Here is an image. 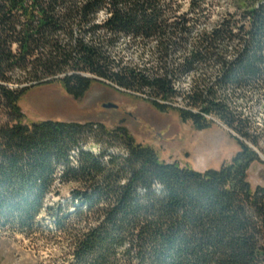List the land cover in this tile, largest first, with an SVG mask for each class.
<instances>
[{
  "label": "trees",
  "instance_id": "16d2710c",
  "mask_svg": "<svg viewBox=\"0 0 264 264\" xmlns=\"http://www.w3.org/2000/svg\"><path fill=\"white\" fill-rule=\"evenodd\" d=\"M178 1L0 0V229L16 221L33 232L44 212L70 264H264V185L247 180L253 163L264 164V128L251 134L231 94H219L264 90V0H191L189 12L204 17L194 35L196 20L177 16ZM121 35L144 50L154 42L155 66L117 58ZM16 71L25 86L12 87ZM93 81L147 94L196 129L217 119L242 136L241 150L198 171L165 162L123 124L25 122L19 101L30 86L58 82L75 99ZM177 97L182 107L156 101ZM89 137L105 147L84 149ZM114 142L123 154L108 151ZM58 175L71 196L46 206Z\"/></svg>",
  "mask_w": 264,
  "mask_h": 264
},
{
  "label": "rangeland",
  "instance_id": "374dc122",
  "mask_svg": "<svg viewBox=\"0 0 264 264\" xmlns=\"http://www.w3.org/2000/svg\"><path fill=\"white\" fill-rule=\"evenodd\" d=\"M190 2L191 0L176 2L179 6L177 16L187 15V18L192 21L196 20L197 24L191 34L194 35L196 31L201 30L204 17L196 12H189ZM105 19L106 16L101 14L97 23H102ZM212 19H216V16ZM181 36V34L177 35L178 38ZM129 38L121 35L116 57H121L123 61L131 64L155 66L157 63L156 46H153L155 43L153 42L149 45V49L144 50L137 46H130ZM182 51L183 48L176 55L179 56ZM20 75L19 71L14 72L13 88L22 87ZM192 77L189 73L178 76L177 89L181 92L188 90ZM219 94H231L232 104L238 106V109L248 116L251 134L264 128V90L251 87L225 91L219 89ZM244 98L245 100H242ZM181 99V97L173 99L174 105L182 107L184 103ZM106 103H113L116 107L105 108L103 105ZM19 106L27 123L47 119L81 123L94 121L102 123L109 129L123 124L137 143L154 147L165 162L177 161L181 166L188 165L198 171L219 169L230 163L241 150L239 142L243 139L217 119L206 128L196 129L193 121L182 120L176 109L161 111L148 99L147 94L126 92L106 82L93 81L85 95L75 99L67 94L58 82L33 85L22 95ZM89 139L84 149L98 153L100 148L105 147L98 139L94 137ZM259 148L264 149L263 142H260ZM107 149L109 152L115 151L121 154L124 152L119 142L108 145ZM257 151L264 161V152ZM247 180L252 188L264 185V164L253 163L248 171ZM55 183L60 186L59 195H48L46 206L54 203L63 205L71 196V186L66 184L62 186L59 183V175ZM35 223L36 230L33 232L22 229L16 221L0 229V264L71 263L73 257L69 247L59 245L56 235L44 230V227L53 225L52 218L42 212Z\"/></svg>",
  "mask_w": 264,
  "mask_h": 264
},
{
  "label": "built area",
  "instance_id": "2783aa9c",
  "mask_svg": "<svg viewBox=\"0 0 264 264\" xmlns=\"http://www.w3.org/2000/svg\"><path fill=\"white\" fill-rule=\"evenodd\" d=\"M108 83V82H107ZM114 88H117V89H119L117 86H115ZM122 89V88H121ZM122 90H124V89H122ZM126 92H129V91H126ZM132 93V92H131ZM135 93V92H134ZM140 93V92H139ZM148 99H150V97H148ZM150 101H152L151 99H150ZM156 101L158 102V103H160V104H165V105H167V104H173V106H176V105H174V103H173V101L172 102H170V101H164V100H162V99H159V98H156Z\"/></svg>",
  "mask_w": 264,
  "mask_h": 264
},
{
  "label": "water",
  "instance_id": "95a60500",
  "mask_svg": "<svg viewBox=\"0 0 264 264\" xmlns=\"http://www.w3.org/2000/svg\"><path fill=\"white\" fill-rule=\"evenodd\" d=\"M103 106H104L105 108H106V107H116V105L113 104V103H106V104H104Z\"/></svg>",
  "mask_w": 264,
  "mask_h": 264
}]
</instances>
